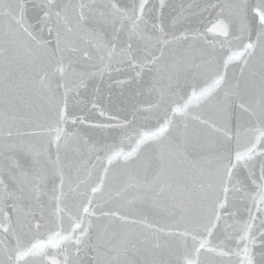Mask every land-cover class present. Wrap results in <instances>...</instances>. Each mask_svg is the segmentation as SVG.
Segmentation results:
<instances>
[{
    "label": "snow or ice",
    "instance_id": "6c2138e0",
    "mask_svg": "<svg viewBox=\"0 0 264 264\" xmlns=\"http://www.w3.org/2000/svg\"><path fill=\"white\" fill-rule=\"evenodd\" d=\"M0 264H264V0H0Z\"/></svg>",
    "mask_w": 264,
    "mask_h": 264
}]
</instances>
